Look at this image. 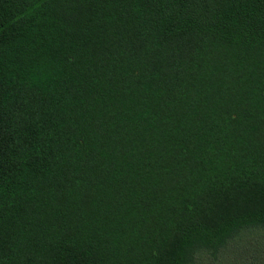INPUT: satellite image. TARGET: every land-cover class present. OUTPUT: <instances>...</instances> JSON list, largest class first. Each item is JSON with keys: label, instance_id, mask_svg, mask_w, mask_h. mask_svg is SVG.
Here are the masks:
<instances>
[{"label": "trees", "instance_id": "obj_1", "mask_svg": "<svg viewBox=\"0 0 264 264\" xmlns=\"http://www.w3.org/2000/svg\"><path fill=\"white\" fill-rule=\"evenodd\" d=\"M253 230L264 0H0V264H195Z\"/></svg>", "mask_w": 264, "mask_h": 264}, {"label": "rangeland", "instance_id": "obj_2", "mask_svg": "<svg viewBox=\"0 0 264 264\" xmlns=\"http://www.w3.org/2000/svg\"><path fill=\"white\" fill-rule=\"evenodd\" d=\"M264 261V231L243 233L220 251L216 259L206 253L197 257L195 264H261Z\"/></svg>", "mask_w": 264, "mask_h": 264}]
</instances>
